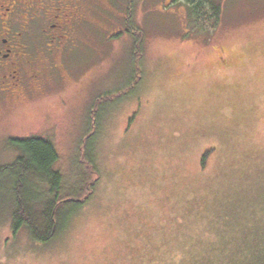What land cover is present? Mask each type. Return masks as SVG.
Segmentation results:
<instances>
[{"label":"rangeland","instance_id":"374dc122","mask_svg":"<svg viewBox=\"0 0 264 264\" xmlns=\"http://www.w3.org/2000/svg\"><path fill=\"white\" fill-rule=\"evenodd\" d=\"M220 4L213 26L189 0H83L64 77L0 111V166L11 140L41 137L73 186L95 102L126 90L93 130L100 181L45 244L14 234L4 184L0 264H240L264 248V0Z\"/></svg>","mask_w":264,"mask_h":264},{"label":"trees","instance_id":"16d2710c","mask_svg":"<svg viewBox=\"0 0 264 264\" xmlns=\"http://www.w3.org/2000/svg\"><path fill=\"white\" fill-rule=\"evenodd\" d=\"M215 1L189 0L190 4L195 7V12L202 13L205 5L213 6L214 10L210 15L213 26L219 23L222 11L220 0H218L220 6L215 4ZM130 13L129 20H132L133 12ZM193 14L195 13L190 15L192 19H194ZM135 42L137 70L134 72V84L130 86L129 91H133L142 79L139 68L142 61V32H138ZM126 92L124 90L115 95L109 94L110 98L108 96L100 97L95 102L90 114L91 128L89 134L84 138L80 150L79 165L83 171L82 177L73 186L67 187L63 174L55 169L60 156L52 141L36 136L11 140L9 147L18 155L13 163L0 166V191L6 184L14 198L12 214L14 234L25 229L34 242L49 243L62 233L71 217H74L79 209L92 199L100 181V171L93 147L98 129L95 134H93V130L96 125H99L100 115L105 108L103 104H107L108 101L115 105L126 96ZM262 250L264 248L258 253H250L248 260L244 262L242 259V262L239 261L240 264H264Z\"/></svg>","mask_w":264,"mask_h":264},{"label":"flooded vegetation","instance_id":"af4514ba","mask_svg":"<svg viewBox=\"0 0 264 264\" xmlns=\"http://www.w3.org/2000/svg\"><path fill=\"white\" fill-rule=\"evenodd\" d=\"M84 11L83 0H0V111L64 77Z\"/></svg>","mask_w":264,"mask_h":264}]
</instances>
